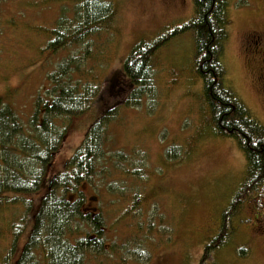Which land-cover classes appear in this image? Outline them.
<instances>
[{"label": "rangeland", "instance_id": "obj_1", "mask_svg": "<svg viewBox=\"0 0 264 264\" xmlns=\"http://www.w3.org/2000/svg\"><path fill=\"white\" fill-rule=\"evenodd\" d=\"M112 2L114 33L101 40L100 54L105 59L96 70L100 96L84 114L66 120L63 145L47 179L64 167L95 118L111 106L120 107L108 122L105 159L91 181L78 186L85 196V209L101 214L107 242L129 240L132 246L131 239L137 236L143 241L149 259L145 263L133 259L129 264H199L205 243L219 232L223 211L244 182L246 160L234 138L214 136L206 125L209 113L202 101L201 80L194 73L190 32L173 38L156 53L153 88L140 104L124 105L132 91L120 73L128 52L138 41L153 39L163 27L187 21L192 1ZM61 3L0 0V101L10 105L25 127L35 96L44 94L46 74L63 57V53L47 56L42 52L46 39L42 29L52 24ZM226 4L230 24L220 58L225 86L264 126V0H227ZM251 32L262 35L260 51L247 48ZM171 149L177 157L169 160L166 151ZM110 183L121 189H112ZM135 193L139 198L132 214L127 210L128 198ZM5 196L12 199L13 192ZM24 197L31 200L34 211L39 199L35 194ZM21 211V204L0 205V258L11 242L8 224ZM228 219L223 229L228 235L226 245L205 264H264V185ZM99 259H88L86 264L115 263Z\"/></svg>", "mask_w": 264, "mask_h": 264}, {"label": "trees", "instance_id": "obj_2", "mask_svg": "<svg viewBox=\"0 0 264 264\" xmlns=\"http://www.w3.org/2000/svg\"><path fill=\"white\" fill-rule=\"evenodd\" d=\"M191 1V17L180 25L163 27L151 40L138 41L123 60L120 73L132 87L124 105H139L153 88L152 62L156 53L173 38L186 32L192 34L194 73L201 80L202 101L209 113L206 125L214 136L234 138L246 160L244 182L223 211L219 232L203 247L199 264H205L213 252L226 245L228 235L223 229L228 218L264 185V126L225 86L220 58L230 24L227 0ZM61 2L52 24L42 29L46 38L42 52L47 56L63 53V57L46 74L47 86L44 94L33 100L28 127L10 105L0 101V205L6 202L21 204L23 208L8 224L11 242L0 264H86L93 258L115 261L113 264H129L133 259L145 263L149 252L138 236L131 239L132 246L129 240L120 243L113 238L107 242V227L101 214L85 209L84 193L78 190L82 182L91 181L99 162L105 159L108 122L120 107L111 106L95 118L64 167L47 179L52 160L63 145L66 120L84 114L100 96L96 70L105 59L100 54L101 40L107 39L109 33L113 35L116 15L112 0ZM174 149L166 151L167 159L177 157L172 154ZM130 165L132 168L134 164ZM129 172L138 174V170ZM44 187V192H40ZM110 187L121 189L116 185L113 188L111 183ZM9 192H13L12 199L5 196ZM31 194L39 199L34 211L29 206L31 200L24 197ZM137 195L128 198L127 210L132 214L138 205ZM141 228L138 224L137 229ZM143 237L148 239L147 235Z\"/></svg>", "mask_w": 264, "mask_h": 264}, {"label": "flooded vegetation", "instance_id": "obj_3", "mask_svg": "<svg viewBox=\"0 0 264 264\" xmlns=\"http://www.w3.org/2000/svg\"><path fill=\"white\" fill-rule=\"evenodd\" d=\"M262 35L261 34H257V33H249L247 36V45H248V49L253 51V52H257L260 51L262 49ZM264 80V77H263Z\"/></svg>", "mask_w": 264, "mask_h": 264}]
</instances>
